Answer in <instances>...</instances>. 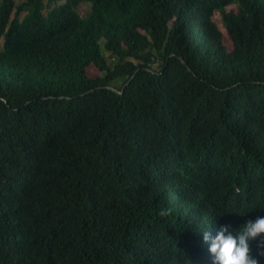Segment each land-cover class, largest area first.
<instances>
[{
    "label": "trees",
    "instance_id": "obj_1",
    "mask_svg": "<svg viewBox=\"0 0 264 264\" xmlns=\"http://www.w3.org/2000/svg\"><path fill=\"white\" fill-rule=\"evenodd\" d=\"M258 216L264 0H0V264H211Z\"/></svg>",
    "mask_w": 264,
    "mask_h": 264
},
{
    "label": "clouds",
    "instance_id": "obj_2",
    "mask_svg": "<svg viewBox=\"0 0 264 264\" xmlns=\"http://www.w3.org/2000/svg\"><path fill=\"white\" fill-rule=\"evenodd\" d=\"M171 209L161 211V216H167ZM264 237V216L247 220L238 232H233L230 225L221 226L215 236L208 231L203 232V241L209 245L211 264H260V251L253 256L251 243ZM259 249H264V240L258 243Z\"/></svg>",
    "mask_w": 264,
    "mask_h": 264
},
{
    "label": "rangeland",
    "instance_id": "obj_3",
    "mask_svg": "<svg viewBox=\"0 0 264 264\" xmlns=\"http://www.w3.org/2000/svg\"><path fill=\"white\" fill-rule=\"evenodd\" d=\"M24 0H15L16 5H19L23 2ZM231 7H228L227 9H230ZM50 9V6L48 5L47 2H44V11L47 12ZM78 11L84 16L86 15L89 10H90V4H85V3H81L77 6ZM221 27L222 33H223V43L228 47V48H232V41L229 37V35L227 34V32L225 31V29L222 27V25H219ZM91 72V71H90ZM93 73H95V71H92Z\"/></svg>",
    "mask_w": 264,
    "mask_h": 264
}]
</instances>
